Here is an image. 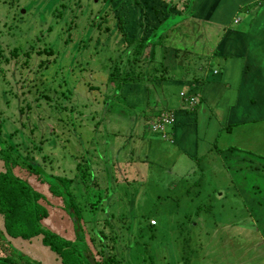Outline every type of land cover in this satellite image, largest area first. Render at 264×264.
I'll return each instance as SVG.
<instances>
[{
  "label": "rangeland",
  "instance_id": "374dc122",
  "mask_svg": "<svg viewBox=\"0 0 264 264\" xmlns=\"http://www.w3.org/2000/svg\"><path fill=\"white\" fill-rule=\"evenodd\" d=\"M203 1L113 0L106 25L119 29L120 15L130 36L146 38L150 28L183 8L185 15H172L167 29L176 34L175 24L182 23V32L192 39L185 47L199 50L201 42L213 37L204 31L206 25L200 29L190 23V14L197 15ZM106 3L0 0V149L18 159L14 172L42 195L39 201L47 213L41 223L84 245V253L96 260L110 255L118 264H264L262 235L247 231L263 227L264 213L250 203L252 188L242 185L251 194L245 196L239 184L244 175L264 194V170L252 168L259 169L261 157L240 151L244 161L223 162L218 153L226 148L200 155L202 148H176L154 136L144 101L151 107L148 113L158 115L168 103V109L177 108L181 88L158 86L149 78L136 86L140 92L127 84L114 93L108 72L120 57L113 47L119 33L108 48L96 17L108 11ZM78 163L81 169H76ZM28 165L38 166L40 178ZM58 175L72 179L69 191L82 208V239H76L74 214L50 189L48 180L55 182ZM205 203L214 212L198 219L194 208ZM12 242L34 260L63 264L41 244L21 238ZM103 245L105 252L100 251Z\"/></svg>",
  "mask_w": 264,
  "mask_h": 264
},
{
  "label": "crops",
  "instance_id": "0c3cea01",
  "mask_svg": "<svg viewBox=\"0 0 264 264\" xmlns=\"http://www.w3.org/2000/svg\"><path fill=\"white\" fill-rule=\"evenodd\" d=\"M201 5L197 15L190 14V23L192 20L200 29L206 25L204 31L213 37L201 42L199 50L185 47L186 40L192 39L182 32V23L172 24L178 33L168 31L172 15L159 21L161 31L153 39L156 47L146 71L154 84L181 89L177 108L168 109V103L158 115L149 114L151 107L144 101L151 133L176 148H202L200 155L233 147L264 158V0H204ZM182 10L178 8L173 15L184 16ZM163 112L173 114L174 121L154 130L152 126ZM153 141L159 142V138ZM224 150L218 153L223 162ZM192 214L203 219L210 212ZM192 214L184 213L191 226ZM254 228L247 231L262 235L261 228Z\"/></svg>",
  "mask_w": 264,
  "mask_h": 264
},
{
  "label": "trees",
  "instance_id": "16d2710c",
  "mask_svg": "<svg viewBox=\"0 0 264 264\" xmlns=\"http://www.w3.org/2000/svg\"><path fill=\"white\" fill-rule=\"evenodd\" d=\"M111 1L113 0H104V2H108L104 8L108 11L103 10V13H100L99 11L96 13V17L100 18V22L97 24V26L101 29L100 34L105 36L104 38L102 37V40L108 48L111 47L112 44V41L110 42V40H113L115 37L114 33H117V31L119 33V35H117L118 42L116 40L117 43L113 44V47L115 50L120 51V57L113 60L110 56V59L114 61V66L111 68L110 65V70H112L108 72L109 81L112 83L114 82L115 84L114 93H117V91H120L122 87L127 84L135 86V84L142 83L147 79L149 80L150 73L146 71V67L147 64L151 62L150 55L154 53L153 47H156V41H153V39H155V37L158 36L159 32L161 31L162 22L158 27L154 26L152 27V30L150 28V34L146 38H144L143 35L130 36L126 31L127 28L123 26L122 17L118 15L117 22L119 24V29L113 30L110 26L106 25L109 22ZM61 6L65 7L64 4H61ZM168 7L175 8V6H170L169 2ZM91 14L95 16V13L91 12ZM95 22H97L96 19L91 21V24H94ZM149 30L145 32H148ZM161 37L162 35L160 34L159 39ZM148 45H150L149 51H145ZM15 50L16 49H14V51ZM44 51H48L50 55L52 54V50L50 48H47V50L44 49ZM54 53L55 52H53V54ZM106 55L109 56L107 52ZM89 87L95 89L93 85H89ZM108 141L109 138L107 139L106 144H109ZM1 155H3L0 158L3 162V168L0 169V219L3 223V229H0V250L2 252L0 255V264H44L39 260L32 259L31 256L27 254H21L16 245L12 242V240H16L17 238L28 240L30 243H36L45 246L48 251H51L53 254H55L63 264H118V260L116 261L115 258L110 255L104 257L101 260H96L92 254L87 256L84 253V245L73 243L71 240L59 236L44 226L41 223V220L46 216L47 208L39 201V199L42 198V195L30 188L26 181L22 180L17 175V173L14 172V168L19 164L18 159L15 156L11 155L9 151L0 149V156ZM240 156L241 155L239 154V150H237V148H227L223 153V159H225V162L230 159L240 163V161H244V159H242ZM260 166L259 169L256 166L252 168L255 171H261L262 169L264 170L263 157H261ZM28 167L31 169V172L36 173L38 178H40L39 175L41 171L39 170L38 166L35 167L33 165H28ZM76 169H81L80 163L76 164ZM55 179V182L48 180L50 189L53 194L63 197L64 209L67 212L72 211L74 214V216L72 215L71 217L72 219L75 217L73 221V228L77 233L76 239H82V208L75 202V199L72 196L73 194H71L69 191V186L72 183V179L66 175L55 176ZM194 184L195 186H199L198 181H195ZM239 184L241 186L240 190L243 191L245 196L251 194L243 189L242 185H246L248 190L249 188H252L253 199L250 203L254 204L256 208L254 210L258 209L264 212V194L260 192V188L255 186L254 183H247L246 177L244 175L241 176ZM190 190L191 188L189 187L186 193L189 194ZM108 192L109 193L107 196L112 193L110 190ZM214 197L218 199L217 196ZM224 197L221 199H224ZM207 204L208 203L197 205L195 212L198 214L202 212L203 209H206L207 212L213 211L212 204ZM220 209H222V207ZM220 209H218V211H220ZM109 222L110 220L106 219L105 223L110 224ZM128 225L127 226L130 229L131 223ZM262 225L263 227H261V231L264 240V224L262 223ZM100 232L102 233V231ZM35 237L37 238L36 241L33 240ZM100 251H106L104 245Z\"/></svg>",
  "mask_w": 264,
  "mask_h": 264
},
{
  "label": "built area",
  "instance_id": "2783aa9c",
  "mask_svg": "<svg viewBox=\"0 0 264 264\" xmlns=\"http://www.w3.org/2000/svg\"><path fill=\"white\" fill-rule=\"evenodd\" d=\"M172 121H174L173 114H168L166 112H163L160 114L158 122L153 125V127H154L153 129L154 130L162 129V127L165 123H169Z\"/></svg>",
  "mask_w": 264,
  "mask_h": 264
},
{
  "label": "clouds",
  "instance_id": "9594fccd",
  "mask_svg": "<svg viewBox=\"0 0 264 264\" xmlns=\"http://www.w3.org/2000/svg\"><path fill=\"white\" fill-rule=\"evenodd\" d=\"M154 125V124H153Z\"/></svg>",
  "mask_w": 264,
  "mask_h": 264
}]
</instances>
